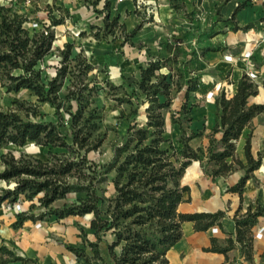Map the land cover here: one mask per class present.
<instances>
[{
    "label": "trees",
    "instance_id": "1",
    "mask_svg": "<svg viewBox=\"0 0 264 264\" xmlns=\"http://www.w3.org/2000/svg\"><path fill=\"white\" fill-rule=\"evenodd\" d=\"M26 2L31 0L0 3V86L6 92L28 90L37 102L49 105L54 121L33 120L38 112L26 107L21 100H15L13 108H0V146L22 147L32 143L48 148L45 159L23 152L17 156L11 152L0 155V181L7 184L0 188V206L19 200L29 202L28 210L17 214L15 226L24 219L90 216L88 227L95 240L90 242L81 234L90 256L83 249L68 247L86 263L90 259L101 260L98 244L105 242L104 236L110 234L113 239L107 247L119 249L112 255L113 264H169L166 252L181 238L183 222H191L194 231H205L220 225L224 217L222 211H178L179 203L189 201L188 196L184 197L189 189L181 185V178L184 174L185 181L192 175L196 164H190L198 162L201 171L212 180L241 171L238 182L229 188L239 196L245 182L259 167L264 157V140L261 151L253 157L250 152L251 122L264 111V104L249 103V99L257 95L259 85L264 89V79L254 81L243 73L230 96L221 90L214 97V123L206 136L207 146L204 151H195L188 145L195 134L187 133L184 123L191 122V110L196 104L189 99L197 91L198 76L185 78L181 71L176 74L170 70L161 72L166 60L177 63L171 47L167 46L166 58H152L138 68L139 80L135 87L143 98L140 104L144 121L136 123L135 118H131L138 114L139 106L132 107L127 114L121 112L120 117L129 120L122 140L113 145L109 162L97 164L88 158V153L101 148L106 133L101 130V110L93 102L101 88L89 75L94 67L81 50L72 53L73 44L67 41L59 49V62L53 74L44 72L41 64L51 52L53 29L63 23L64 15L53 16L48 12L49 24L40 22L38 28H31L27 26L29 16L23 9ZM250 2H237L231 15L222 21L230 22L233 31L251 28V23L239 26L235 18ZM99 3L101 8H97ZM91 6L95 13L102 14V30L106 36L120 30L126 43L141 29L142 24L138 23L126 32L118 14L110 18L111 0H91ZM260 21L264 29V14ZM79 35H83L82 32ZM104 82L111 89L123 90L122 84L115 86L107 80ZM178 93H182L179 110L169 114L170 125L177 130L175 139L171 140L165 136L164 113L169 111ZM116 101L123 102L120 98ZM125 101L131 104L130 100ZM245 129L242 161L236 154V142ZM109 173H113L110 180L113 196L107 199L102 185ZM68 195L74 196L70 202L52 207L54 202ZM34 201L45 210L37 216L29 213L35 207ZM261 216H264V205L250 204L244 211L239 206L233 215L234 238L229 236L220 241L212 237L205 250L226 255L239 245L245 260L251 261L254 245L251 229ZM8 263L38 264L37 260L19 256L12 248L0 244V264Z\"/></svg>",
    "mask_w": 264,
    "mask_h": 264
},
{
    "label": "rangeland",
    "instance_id": "2",
    "mask_svg": "<svg viewBox=\"0 0 264 264\" xmlns=\"http://www.w3.org/2000/svg\"><path fill=\"white\" fill-rule=\"evenodd\" d=\"M169 1V8L165 5ZM242 0H111L109 17L118 14L119 22L125 25L126 32H130L138 23H141V29L138 33L128 40L123 41V35L120 30H115L112 35H104L102 27V14L94 12L91 6V0H31L24 3L23 9L29 16L27 26L39 27V23L49 24L48 12L53 16L64 15V21L61 25L56 26L54 30V41L50 54L45 58L41 67L48 75L53 74V68L59 62V49L63 47L64 42L73 44L72 53L81 50L85 59L93 65L94 69L90 72L94 79L92 82L101 88L93 97L94 105L102 113V132L106 133L105 140L98 151L88 153V158L97 164L109 162L113 156V145L122 140L121 136L128 124V119L120 117L121 112L127 114L132 107H138V114L131 117L135 118L136 123L144 121L143 106L140 104L143 99L138 95L135 83L139 80V66H145L148 60L152 58H166L167 46L171 47L173 56L176 58V64L166 60V67L161 72L176 74L178 71L183 72L184 77L198 76V60L194 61V55L200 54V47L210 44V46H220L228 52L227 57L232 55L236 59H243L244 71L248 67L257 74L254 81H259V73L256 63L251 59V49L249 51L237 54L236 43L231 42L229 31L231 24L224 20L231 15L237 2ZM252 1V0H251ZM10 0H0V3L6 4ZM178 7V8H173ZM99 3L97 8H101ZM260 7L250 8L246 15H236L238 24H252L256 19V11ZM32 10V11H31ZM252 18V19H251ZM253 21V22H252ZM82 32L83 35H79ZM204 38L206 42L204 41ZM210 38V40H207ZM205 42V43H204ZM160 55L163 57H160ZM248 56V58L245 57ZM108 81L115 86L122 84V89H111L104 81ZM184 80L180 82L183 83ZM91 82V83H92ZM216 84L213 85V87ZM214 91L218 95L221 90L226 96H230L232 87L222 88L216 85ZM211 92V91H210ZM210 92H206L204 87L200 92L191 94L189 102L196 100H206ZM205 93V94H204ZM182 93H178L173 98L169 111L164 113L165 116V136L171 140L175 139L177 130L170 125L169 114L176 113L182 102ZM203 96V97H202ZM116 98L123 102L118 103ZM250 98L249 102L257 100ZM21 100L25 106L33 108L38 112L36 121H54L53 110L46 103H39L35 96L28 90L19 92H6L0 86V108H13V102ZM125 100H130L131 104ZM259 100V99H258ZM190 123H184L186 132L189 133ZM48 148L28 143L22 147L0 146V155L11 152L17 156L19 152L27 155L45 159ZM57 152L59 149H52ZM113 173L107 175V181L102 185L104 196L110 199L113 196V187L110 180ZM11 185V183H9ZM7 186L5 182L0 181V188ZM73 195H68L65 199L53 203L52 207H61L63 203H68L73 199ZM25 201H22V207ZM102 208L105 205L101 206ZM43 208L38 205L32 209V214L44 212ZM90 216L76 217L75 220L66 221L64 226L75 228L79 236H89ZM108 240V238H106ZM101 252L108 261L114 249H106L101 244Z\"/></svg>",
    "mask_w": 264,
    "mask_h": 264
},
{
    "label": "crops",
    "instance_id": "3",
    "mask_svg": "<svg viewBox=\"0 0 264 264\" xmlns=\"http://www.w3.org/2000/svg\"><path fill=\"white\" fill-rule=\"evenodd\" d=\"M169 8V1L165 2ZM264 0H252L237 12L236 15H246L250 8H258L256 19L253 26L247 30L229 31L231 37L229 43H236L237 54L249 51L251 49V59L256 63L259 73V81L264 79V29L260 18L264 14ZM171 10V7L169 8ZM232 13V12H231ZM252 19V18H251ZM222 21V20H216ZM228 22V21H226ZM230 23V22H229ZM231 24V23H230ZM244 26L243 24H238ZM232 26V24H231ZM207 40H210L208 38ZM204 41L206 42L205 38ZM204 42V43H205ZM228 52L220 46L204 45L200 47V54L194 55V61L199 64V85L197 92L203 89L206 92L212 91V96L206 100H196L195 106L191 110V122L189 128L195 134L188 145L193 150L204 151L207 146V134L214 123V97L216 96L215 86L218 84L222 88L232 87L230 94L233 93L237 79L244 73V61L239 58L235 61L233 56L227 57ZM168 56V54H166ZM160 57H163V55ZM226 57V59H224ZM216 84L214 87L213 85ZM204 93V94H205ZM203 97V96H202ZM249 103L264 104V89L259 85L256 98ZM252 132L250 141V152L256 157L257 152L262 149L264 140V111L252 119ZM247 130L245 129L241 137L236 142V154L243 161V140ZM218 137V135H216ZM192 175L188 180L181 178V185L189 189V201L179 203L177 209L181 213H214L216 211L224 212V217L220 220V225H214L205 231H194L191 222L181 224V238L166 252V258L169 264H222L225 261H232L233 264H264V232L260 238H254L253 254L251 261L245 260L239 250V245L225 254L210 252L205 249L210 246V239L216 238L223 241L231 236L234 238L235 224L233 215L240 206L242 211L248 205H264V157L259 167L253 171V177L248 179L244 186L241 196L236 192L229 191L242 175L241 171H235L225 176L216 177L214 180L205 175L198 162H192L194 165ZM188 165V166H190ZM263 165V166H262ZM187 166V167H188ZM186 167V168H187ZM263 169V170H262ZM186 170V169H185ZM185 173V171H184ZM37 206L36 201H34ZM4 203L0 206V244L12 248L14 253L37 260L38 264H113L112 255L118 253V247L113 248L115 252L111 254L107 261L105 255L101 252V244L108 250L107 244H110L113 237L110 234L104 236L105 242L98 244V250L101 260L90 259L88 263L82 257H77L68 247L80 248L90 256L89 248L85 246L79 232L72 227H65L66 221L75 220V216H69L57 220L54 216L43 217L42 219H24L15 226L18 216L5 211ZM29 202L23 203V208L27 211ZM32 214V211L29 212ZM37 216L36 214H33ZM40 222L41 227H35V223ZM264 226V216L258 218L257 223L252 227V234L258 227ZM211 228H215L214 231ZM89 236L86 240L94 241V236L89 230ZM108 238V240H106ZM11 242V243H9ZM12 264V263H8Z\"/></svg>",
    "mask_w": 264,
    "mask_h": 264
},
{
    "label": "built area",
    "instance_id": "4",
    "mask_svg": "<svg viewBox=\"0 0 264 264\" xmlns=\"http://www.w3.org/2000/svg\"><path fill=\"white\" fill-rule=\"evenodd\" d=\"M35 26L36 25L34 24V27ZM245 57L248 58L247 55H245ZM224 59H226V57ZM244 74H246V76L251 80H255L257 77V74L255 72H253V70H251L250 67H248L247 70L244 71ZM216 89H217V87L215 86V90ZM211 95H212V91L209 93V96H211ZM4 205H5V207H4L5 211L10 212V213L15 214V215L26 211L22 207V201L21 200L16 201L13 204L4 203ZM35 227H37V228L41 227V223L36 222ZM211 230L214 231L215 228H211ZM263 232H264V226H260V227H258V229H256L255 233L253 234V237L254 238H260L262 236Z\"/></svg>",
    "mask_w": 264,
    "mask_h": 264
},
{
    "label": "bare ground",
    "instance_id": "5",
    "mask_svg": "<svg viewBox=\"0 0 264 264\" xmlns=\"http://www.w3.org/2000/svg\"><path fill=\"white\" fill-rule=\"evenodd\" d=\"M263 166V165H262ZM263 170V169H262Z\"/></svg>",
    "mask_w": 264,
    "mask_h": 264
}]
</instances>
